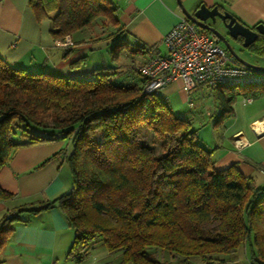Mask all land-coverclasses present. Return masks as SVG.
<instances>
[{
	"label": "trees",
	"instance_id": "16d2710c",
	"mask_svg": "<svg viewBox=\"0 0 264 264\" xmlns=\"http://www.w3.org/2000/svg\"><path fill=\"white\" fill-rule=\"evenodd\" d=\"M29 3L38 20H50L56 41L106 20L111 28L100 27V34L120 41L111 48L112 58L128 46L120 37L112 0ZM247 52L264 58V36ZM85 64L83 57L70 66ZM113 70L96 69L89 79L69 78L29 73L0 57V171L22 146L71 142L66 159L70 190L4 217L0 252L13 225L26 222L22 214L58 208L74 232L68 256L79 263L100 242L107 252L121 254L119 264H166L148 258L149 247L183 258L184 264L194 257L203 264H226L223 257L248 247L254 254L251 264H264V187L237 164L216 169L215 150L200 145L190 122L175 115L158 94L144 92L143 76L131 71L138 80L120 86L110 80ZM211 91L219 108L216 123L233 115L237 96L264 97V85ZM142 126L159 136V152L154 143L138 139ZM12 198L0 188V200Z\"/></svg>",
	"mask_w": 264,
	"mask_h": 264
},
{
	"label": "crops",
	"instance_id": "0c3cea01",
	"mask_svg": "<svg viewBox=\"0 0 264 264\" xmlns=\"http://www.w3.org/2000/svg\"><path fill=\"white\" fill-rule=\"evenodd\" d=\"M112 1L118 9L121 39L128 46L140 50L134 57L143 64L164 55V37L181 18H185L177 0ZM179 1L191 14L205 4L229 12L250 28L264 24V0ZM68 38L72 46L58 47L56 44L59 41L51 35L50 20H38L29 0H0V57L11 67L29 73L80 78L98 69L88 64L89 56L111 46L108 41L76 44L73 36ZM146 51L150 52L142 53ZM83 57H86V64L72 69L71 63ZM104 68L114 69L113 66ZM128 73L131 82L138 80L135 74ZM182 88V81L177 80L158 93L173 112L180 110L174 107L177 99L188 104L192 97L193 91L186 93ZM253 100L241 103L251 105ZM257 114L248 123L247 130L241 128L229 136L223 135L220 141H213L205 147L215 150L213 156L216 169L222 170L237 164L242 173L253 179L257 186L264 187V134L256 135L251 128L254 122L264 119V108ZM238 134L246 146H234ZM63 149H66V153L60 154ZM70 153L71 142L67 140L20 147L0 171V188L13 195L9 201L0 200V221L14 214L21 206L52 201L67 193L71 188V175L66 164ZM21 218L26 222L13 225L14 231L9 242L0 252V264H119L121 261L120 253H109L104 246H94L89 250L87 259L81 263L68 256L74 232L58 208L34 215L24 213ZM242 251L240 255L237 252L223 257L229 261L226 264H251L254 254L248 247ZM170 259L184 264L183 258L170 255ZM170 261L163 262L172 264Z\"/></svg>",
	"mask_w": 264,
	"mask_h": 264
},
{
	"label": "built area",
	"instance_id": "2783aa9c",
	"mask_svg": "<svg viewBox=\"0 0 264 264\" xmlns=\"http://www.w3.org/2000/svg\"><path fill=\"white\" fill-rule=\"evenodd\" d=\"M67 37L57 42L58 47L71 46ZM166 53L146 63L133 66L132 71L145 78L144 92L158 94L171 83L181 80L183 91L190 93L199 87L210 90L218 87H244L264 85V73L238 63L222 47L218 39L203 31L186 18H181L164 37ZM69 43V44H68ZM251 98L243 102L250 103ZM192 108V102L188 101ZM256 135L264 134V119L260 120ZM236 148L246 146L240 134L235 136Z\"/></svg>",
	"mask_w": 264,
	"mask_h": 264
},
{
	"label": "rangeland",
	"instance_id": "374dc122",
	"mask_svg": "<svg viewBox=\"0 0 264 264\" xmlns=\"http://www.w3.org/2000/svg\"><path fill=\"white\" fill-rule=\"evenodd\" d=\"M100 27L101 29L102 27H106L105 30H109L111 28L108 21L99 20L97 25L94 26L92 30L83 29L75 33L73 35V39L78 43L97 42V44H99L107 41L111 42V46L108 49L103 48L97 50L96 52H93L92 54L90 53L91 55L89 56L88 64L93 65L95 69H104V67L113 66L114 74L110 78L113 84L120 86L132 84L133 82H131L130 78L128 77V71L131 72L133 66L141 64L139 60L135 58L137 54V52L135 51L136 48L133 46H126L119 53L116 59L112 58L111 48L114 44L120 43V41L111 36L100 34ZM213 27L226 36V30L219 20L216 21ZM228 41L231 47L241 58L254 65L264 66V58L250 55L246 51H243L237 42L231 39H228ZM72 45L73 44H71V46ZM138 56L141 57L140 54H138ZM91 75L92 74L85 75L80 78L89 79L91 78ZM191 94L192 97L189 99V101L192 102L193 107L189 108L187 103H181L180 100L177 99L175 101L176 104H174V107H178V109L180 110H178L177 112L175 111L174 113L175 115H178L183 119H187L190 122V129L195 132L197 142L204 147L206 144H210L213 141H220V138H222L223 135L229 136L238 129L242 128L244 129V131L247 130L248 123L252 119H254L255 115H258L257 113H259L262 108H264V98H256L253 100V104L243 105L241 103V101H244L243 96L239 95L236 97L233 105V115L231 117L221 119L216 125V122L219 120V108L217 105V101L214 99L213 92L206 87H202L198 91L194 90ZM136 135L142 143H154L156 145V151L159 152V136L153 131L148 130L146 129V127L142 126L136 131ZM94 246L101 247L103 245L98 242ZM242 252L243 251L241 250V253L238 252V254L240 255L242 254ZM146 254L148 258L155 259L159 262L172 260L170 259L169 253L155 247L146 248ZM170 262L172 264H178L177 261ZM190 264H203V262L199 258L194 257L191 259Z\"/></svg>",
	"mask_w": 264,
	"mask_h": 264
},
{
	"label": "water",
	"instance_id": "95a60500",
	"mask_svg": "<svg viewBox=\"0 0 264 264\" xmlns=\"http://www.w3.org/2000/svg\"><path fill=\"white\" fill-rule=\"evenodd\" d=\"M177 3L179 8L181 9L182 14L187 20H189L199 29L214 35L224 47V49L238 63L257 72L264 73V66L254 65L241 58L231 47L228 41V39H231L237 42L240 45L241 49L247 52L249 46L254 44L260 36H264V24H258L257 26L250 28L241 23L229 12L219 10L217 6H213L212 8H210L205 4L200 5L199 8L191 14L183 7L179 0H177ZM217 20H219L225 28L227 38L213 27Z\"/></svg>",
	"mask_w": 264,
	"mask_h": 264
},
{
	"label": "bare ground",
	"instance_id": "6f19581e",
	"mask_svg": "<svg viewBox=\"0 0 264 264\" xmlns=\"http://www.w3.org/2000/svg\"><path fill=\"white\" fill-rule=\"evenodd\" d=\"M253 128H254L256 131L260 132V131H259V128H260V122H259V121H258V122H255V124L253 125Z\"/></svg>",
	"mask_w": 264,
	"mask_h": 264
},
{
	"label": "flooded vegetation",
	"instance_id": "af4514ba",
	"mask_svg": "<svg viewBox=\"0 0 264 264\" xmlns=\"http://www.w3.org/2000/svg\"><path fill=\"white\" fill-rule=\"evenodd\" d=\"M224 35V34H223ZM225 36V35H224ZM226 38H227V36H226ZM221 44V43H220Z\"/></svg>",
	"mask_w": 264,
	"mask_h": 264
}]
</instances>
